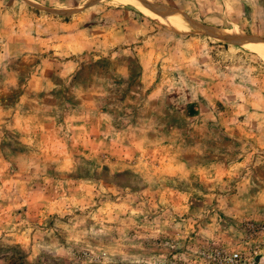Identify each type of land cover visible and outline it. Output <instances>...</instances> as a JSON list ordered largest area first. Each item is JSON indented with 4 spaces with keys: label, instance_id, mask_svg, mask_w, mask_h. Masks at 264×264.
<instances>
[{
    "label": "rangeland",
    "instance_id": "obj_1",
    "mask_svg": "<svg viewBox=\"0 0 264 264\" xmlns=\"http://www.w3.org/2000/svg\"><path fill=\"white\" fill-rule=\"evenodd\" d=\"M248 43L264 0H0V264H264Z\"/></svg>",
    "mask_w": 264,
    "mask_h": 264
},
{
    "label": "water",
    "instance_id": "obj_2",
    "mask_svg": "<svg viewBox=\"0 0 264 264\" xmlns=\"http://www.w3.org/2000/svg\"><path fill=\"white\" fill-rule=\"evenodd\" d=\"M53 13H56V12H53ZM200 31L201 32H203V33H206V34H208V35H210V36H216L218 33L215 31V30H212V29H209V28H204V27H202L201 29H200ZM219 36V38H221V39H224V40H234L231 36H229V35H221V34H218Z\"/></svg>",
    "mask_w": 264,
    "mask_h": 264
},
{
    "label": "bare ground",
    "instance_id": "obj_3",
    "mask_svg": "<svg viewBox=\"0 0 264 264\" xmlns=\"http://www.w3.org/2000/svg\"><path fill=\"white\" fill-rule=\"evenodd\" d=\"M149 13L150 14H152V12L151 11H149ZM160 15H161V13H160ZM160 18H162V19H166V16H159ZM239 37V36H238ZM240 39V38H239ZM249 44V43H248ZM250 48H252L253 50H256V51H258V52H260V54L262 53V54H264V45L262 46V45H257V44H253V43H250L249 45H248ZM264 56V55H263Z\"/></svg>",
    "mask_w": 264,
    "mask_h": 264
},
{
    "label": "built area",
    "instance_id": "obj_4",
    "mask_svg": "<svg viewBox=\"0 0 264 264\" xmlns=\"http://www.w3.org/2000/svg\"><path fill=\"white\" fill-rule=\"evenodd\" d=\"M230 259L237 262L241 260V256L237 252H234L230 255Z\"/></svg>",
    "mask_w": 264,
    "mask_h": 264
}]
</instances>
